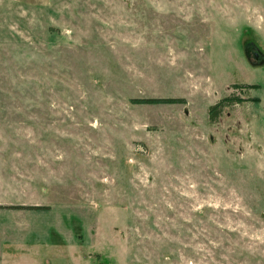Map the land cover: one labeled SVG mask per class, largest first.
Listing matches in <instances>:
<instances>
[{
	"label": "rangeland",
	"instance_id": "1",
	"mask_svg": "<svg viewBox=\"0 0 264 264\" xmlns=\"http://www.w3.org/2000/svg\"><path fill=\"white\" fill-rule=\"evenodd\" d=\"M0 264H264V0H0Z\"/></svg>",
	"mask_w": 264,
	"mask_h": 264
},
{
	"label": "trees",
	"instance_id": "2",
	"mask_svg": "<svg viewBox=\"0 0 264 264\" xmlns=\"http://www.w3.org/2000/svg\"><path fill=\"white\" fill-rule=\"evenodd\" d=\"M256 84L248 85V87H255ZM236 102L241 101V98L236 97ZM253 101H257V98H251ZM133 103H180L183 102V98L181 97H141V98H130L129 99ZM233 103V100H231V97L224 96L217 100L214 104L210 105L208 107V122L214 123L218 116L220 115L222 109L224 106L231 105ZM5 206V205H1ZM7 207H27V208H45V205L40 204H6Z\"/></svg>",
	"mask_w": 264,
	"mask_h": 264
},
{
	"label": "crops",
	"instance_id": "3",
	"mask_svg": "<svg viewBox=\"0 0 264 264\" xmlns=\"http://www.w3.org/2000/svg\"><path fill=\"white\" fill-rule=\"evenodd\" d=\"M27 1V0H26Z\"/></svg>",
	"mask_w": 264,
	"mask_h": 264
}]
</instances>
